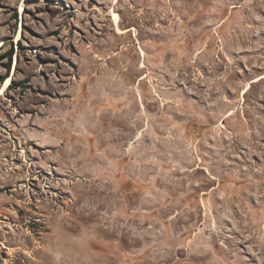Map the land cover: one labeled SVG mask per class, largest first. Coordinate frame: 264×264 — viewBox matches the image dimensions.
Returning a JSON list of instances; mask_svg holds the SVG:
<instances>
[{"label":"rangeland","instance_id":"1","mask_svg":"<svg viewBox=\"0 0 264 264\" xmlns=\"http://www.w3.org/2000/svg\"><path fill=\"white\" fill-rule=\"evenodd\" d=\"M263 76L264 0H0V264H264Z\"/></svg>","mask_w":264,"mask_h":264},{"label":"bare ground","instance_id":"2","mask_svg":"<svg viewBox=\"0 0 264 264\" xmlns=\"http://www.w3.org/2000/svg\"><path fill=\"white\" fill-rule=\"evenodd\" d=\"M114 19H115L116 22H118V20H119V18H118L117 15H115ZM263 77H264V76H263ZM263 77H261V78H263ZM259 79H260V78H258L257 80H259ZM257 80H256V81H257ZM11 83H12V78H11V77H8V78L6 79V81H5V83L2 85V87H1V89H0V97H2V96L4 95V93H5V91H6L7 89H9ZM250 88H251V85L248 84L247 87H246V89L244 90V92H245V93L248 92V91L250 90ZM231 114H232V113H230V115H231Z\"/></svg>","mask_w":264,"mask_h":264},{"label":"trees","instance_id":"3","mask_svg":"<svg viewBox=\"0 0 264 264\" xmlns=\"http://www.w3.org/2000/svg\"><path fill=\"white\" fill-rule=\"evenodd\" d=\"M12 84H13V81H12V83H11L10 87H12Z\"/></svg>","mask_w":264,"mask_h":264}]
</instances>
